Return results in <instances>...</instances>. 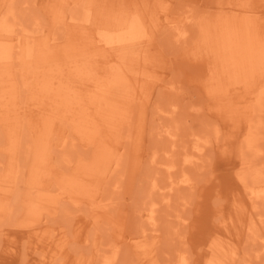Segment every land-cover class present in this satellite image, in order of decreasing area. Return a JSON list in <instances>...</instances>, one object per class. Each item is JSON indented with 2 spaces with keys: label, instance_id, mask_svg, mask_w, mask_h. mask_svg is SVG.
<instances>
[{
  "label": "rangeland",
  "instance_id": "rangeland-1",
  "mask_svg": "<svg viewBox=\"0 0 264 264\" xmlns=\"http://www.w3.org/2000/svg\"><path fill=\"white\" fill-rule=\"evenodd\" d=\"M263 120L264 0H0V264H264Z\"/></svg>",
  "mask_w": 264,
  "mask_h": 264
},
{
  "label": "bare ground",
  "instance_id": "bare-ground-1",
  "mask_svg": "<svg viewBox=\"0 0 264 264\" xmlns=\"http://www.w3.org/2000/svg\"><path fill=\"white\" fill-rule=\"evenodd\" d=\"M187 19H188V17H187ZM178 31H180L179 33H180V36H181V34H182V30H178ZM178 33V32H177ZM179 35V34H178ZM114 104V102H110V105H113ZM116 106V104H114L112 107H115ZM261 126H264V120L263 121H261V122H259V123H256L255 124V126L253 127L254 128V131L249 135L250 137H248V142L250 143V145H252V146H254L255 144H257V140L255 139V137H256V135L259 133V128L261 127ZM176 128V127H175ZM178 130H176V131H173L172 133H174L175 132V134H178V132H177ZM177 132V133H176ZM172 133H170V134H172ZM254 135H255V137H254ZM169 136V135H168ZM169 140H172V142L174 141L173 140V137L171 138L170 136H169ZM175 142H177V141H175ZM173 145H176V144H173ZM175 147H177V146H175ZM174 147V151H175V148ZM257 147V146H256ZM259 148V147H258ZM173 150V149H172ZM184 150V149H183ZM255 150H257V149H255ZM261 150V149H260ZM168 152V151H167ZM185 152H187V150L185 151ZM260 153V152H259ZM260 155V154H259ZM175 158V157H174ZM195 158H197L196 156H194V155H186L185 156V159H184V161L186 162V163H192L193 161L192 160H194ZM176 159V158H175ZM169 160V159H168ZM174 160V159H173ZM179 159H177L176 160V163H173V161H171V160H169L168 162V164H167V167H168V169H166L167 171H168V173H169V177L170 176H172V173H173V171L175 170L174 168V166H175V164L176 165H178L177 164V161H178ZM182 160V159H181ZM171 161V162H170ZM197 160H195V162H196ZM181 162V161H180ZM192 164H194V162L192 163ZM183 176V175H182ZM188 176H185V177H183V179L181 180V183L179 182V183H176V184H185V183H187L188 182ZM177 181V180H176ZM175 183V181H174V179L172 180V182L170 181V187H171V190L172 189H176V187H178L176 184H174ZM186 185V184H185ZM180 187V186H179ZM168 191V190H167ZM168 194V193H167ZM171 194V193H170ZM176 263H178V264H190L188 261H187V255L185 256L182 252L180 253V251H179V256H178V259H177V262Z\"/></svg>",
  "mask_w": 264,
  "mask_h": 264
}]
</instances>
